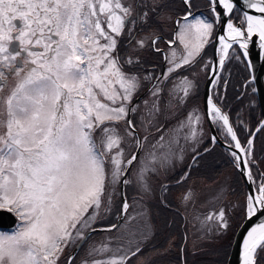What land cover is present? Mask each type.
I'll use <instances>...</instances> for the list:
<instances>
[{"label": "snow or ice", "instance_id": "snow-or-ice-1", "mask_svg": "<svg viewBox=\"0 0 264 264\" xmlns=\"http://www.w3.org/2000/svg\"><path fill=\"white\" fill-rule=\"evenodd\" d=\"M182 2L190 9L191 0ZM208 5L210 19L187 11L176 20L183 54L179 60L175 50L166 56L168 67L157 77L140 75L136 70L140 59L132 52L119 53L121 38L127 35L133 39L136 25L149 19V11H137L134 0H0V93L9 76L17 80L6 96L0 95V210L15 213L23 222L12 235L0 233V264H57L69 242H85L90 236L84 229L95 231L92 225L98 217L111 211L117 186L133 183L128 173L141 191H151L148 174L167 168L178 144L175 135L166 139L163 129L154 123L162 111L161 85L177 70L199 63L206 45L219 44V69L226 59H235L248 73L246 89L253 96L260 90L250 46L259 49L257 58L264 63V0H208ZM156 7L154 3L151 12ZM165 18L171 20L163 13L157 17L158 22ZM219 26H223V34L214 35ZM160 39L155 34L145 36L136 40L132 51L151 41L153 50L160 52L156 47ZM209 67L210 63L203 65V69ZM144 82L155 99L148 108L149 119L145 122L141 117L142 140L133 119L139 106L133 99ZM194 88L187 76L180 77L168 90L164 110L184 105ZM206 105L203 115L194 108L173 132L188 127L185 138L196 139L200 135L196 125H202L204 119L217 126L222 122L238 150L231 153L233 164L250 185L243 200L231 205L239 212L238 228L243 230L247 222H254L240 244V264H264V172L254 177L249 167L254 163L253 141L241 143L229 115L212 96ZM149 125L161 133L154 143L149 142L153 136ZM224 192L221 189L216 199H222ZM192 195L189 191L185 202ZM128 209L129 204L123 201L121 210ZM208 221L213 223L206 232L218 237L231 228L224 207L208 215L204 223ZM143 227L149 229L147 224ZM118 228L112 224L103 230ZM116 239L123 240V236ZM141 250L139 244L134 251L119 244L111 249L108 242L101 241L90 247L91 259L82 264H126ZM108 252L112 253L108 259L95 258Z\"/></svg>", "mask_w": 264, "mask_h": 264}, {"label": "rangeland", "instance_id": "rangeland-1", "mask_svg": "<svg viewBox=\"0 0 264 264\" xmlns=\"http://www.w3.org/2000/svg\"><path fill=\"white\" fill-rule=\"evenodd\" d=\"M134 2L137 5V0H134ZM148 2L149 0L146 1V4ZM151 2L153 4L155 3L158 6L161 0H151ZM202 7H203V11L197 15L193 14L194 9L192 7H190V9L187 8V11H191V13L194 16H200L202 18L210 19L211 14H210L209 8H207L206 6H202ZM163 15L165 17L171 16V20H168L167 18L164 19V21L166 22V28H167L165 29V33L173 29V36L169 41L166 40L167 46L158 41L156 47L158 48L160 47V49L162 50L166 49L165 50L167 51L166 56H170L171 52L175 50L177 52V60H179L180 56L183 54L182 52L183 46L180 44L176 36V33L179 31V26L176 24V20L181 18L184 14L175 16L171 12H166ZM180 23L183 24L184 21L181 19ZM136 32H137V36H136L134 43L131 45V50H133L136 47V40L142 39L145 36H149L153 34L156 35V30H151L149 32H140L139 28H137ZM216 33H217V27L214 28V35ZM170 41H175V44H170L169 43ZM149 47H151V41H149L148 45L145 48L139 51H135L136 54L134 53L132 54L135 57H140L144 51L149 49ZM207 47L208 49L206 51L204 49L205 57L201 59L199 63L195 65L194 69L183 72L184 73L183 75L174 78L173 81H170L168 83V90H169L170 88L173 87V83H177V84L179 83V79L182 76H187L189 80L193 81V83L195 84V88L190 93V97L186 100L185 104L178 105L174 109L165 111L164 110L165 101L161 93L160 108L162 109V111L161 113L156 115V119L154 123L155 125L159 127L162 126V119L164 116L166 117V114H168V117H167L168 124L167 126L163 128V132L165 134L166 139L170 136L175 135L176 139L178 140V144L174 145V150L176 152V155L172 159L171 164L167 168L158 169L157 173L150 172L148 174V183L151 188L150 192L141 191L139 186L135 182V178L133 174L128 173L127 178L133 180L132 184L125 186V195L127 199L126 202L129 204V209L127 212H125L124 217L121 221V224L119 225V228L114 229L111 232L100 231V232H95L89 235L90 238L85 241L84 245L79 250V253H78L79 255L77 258L79 259L78 264H82V261L88 258V255L86 253L87 252L86 247L90 249V247L99 246L101 241L108 242L109 248L111 249H115L118 246V244L122 246L124 249L131 248V250L133 251L135 250V247L137 244H139L140 247L142 248L146 240L150 238L155 232L156 226L161 224L160 222L163 216L161 215V210L158 208L156 211L158 221H155L156 218L151 217L152 209L150 207L149 202L157 198L156 196L159 193V190H160L159 187L161 185H162L161 190L165 187L164 180L167 178V176L171 175L173 172L181 168L186 169L187 171V173L181 179L186 178L187 174L191 171V180L188 183L186 191L184 190L176 194V197H175L176 203L174 205L170 203L169 201H167L164 197L161 199V202L164 203L163 206L168 210V212H170V220H169L170 223H173V221L175 220L174 219L175 215H178L179 217V222H180L179 227H181L182 235L184 237L183 247L184 246L186 247L182 251V254L185 253L186 256L188 257L186 262L190 264L189 262H192V261L189 260V256L195 255L196 253L200 251L207 250V248L212 247L216 249H221L222 246L220 244L225 242L228 238L233 237L234 228H236L237 225L240 223V216H239L238 210L231 208V205L241 202L245 194L248 193V189H247L246 182H245L246 191L244 190L241 191V189H239V192L237 191V187H240L239 182H237L234 185V182L238 181L237 180L238 178L236 175L237 171L239 172V174L242 176L243 179L244 177L241 174V172L233 164V158L231 155L232 151L218 144L221 148L225 150V158H226L225 162L222 161L221 159H218V168L222 167V169L220 170L217 169L218 172L220 171L219 177L213 180H207L206 178L205 179L198 178L196 177V174L198 170V165L201 163V157L208 151V149H212L213 146L216 144L215 141L212 139L211 130L209 128L207 119L203 120L202 125H196L197 131L200 132V135H198L196 139H192L190 137L187 139L185 138L188 136V133H189L188 127H184L183 129H180L179 131L173 132V130L178 129L181 121H186L187 115L189 114V112H192L194 108H198L199 114L201 115L205 113V108L203 104L204 90H205V84H206L207 78L212 68V62H213V56H214L213 43L206 45L205 48ZM231 51L232 50L230 49L229 50L230 55H231ZM227 60L228 59L225 60V63L227 62ZM205 63H210V67L208 69H203V65ZM235 63L237 67H240L241 65H243L242 63H239L236 60H235ZM167 67L168 66L165 67V71ZM184 67H187V66H184ZM243 69L245 70L244 66H243ZM219 72L220 73H218V76H217V85L212 90L213 97L217 96V93H219L220 95L222 91L221 86L223 83V78L225 75L227 77L228 76L227 74H229L228 73L229 70L226 71L227 74L226 72L223 73V69H220ZM238 72L240 75L241 71L238 70ZM157 73H160V72H157ZM243 76H245V74ZM225 82L227 83V86H228L229 78H225L224 83ZM144 86H145V82H144ZM244 86L245 84H243L240 94L239 93L237 94L239 101L231 109L230 115L235 125L238 127L237 130L239 131L241 138H242V140L240 139L241 143L243 144L248 139H252L253 150H252L251 159L254 161L255 163L254 165L259 166L264 172V149L260 147V143L261 144L264 143V141L262 140L264 136L262 135L263 133H260L259 135H257L260 130L257 133H255V131L257 130V128L259 127L261 123V119L257 114V112L260 110L257 107V104L259 103H258L256 95L254 96V98H251L248 94L250 90L246 88L243 89ZM142 91L144 92L143 87L141 88V90H139L134 95V99L138 96L137 100L140 101L142 98V95H141ZM154 99L155 98L149 94V96H146V98L142 100L141 102H137L136 104L135 102L133 103L134 105L139 106L137 113L133 114V119H134V122L138 126V134L142 137V140H143V136L145 135V133L143 132L142 128H140L141 117L142 116L144 117L145 122L149 119L148 108L151 106V103ZM168 99H169V96H168ZM144 101H148L147 106H145ZM182 107H187V108L184 111V113L181 114V116H179V110ZM254 120L258 121L257 122L258 126L257 125L255 127L252 126V124H254L253 122ZM218 123L220 126L215 125V127L220 137L225 141V143L234 145V142L231 141L230 136H227L226 131L222 128V122H218ZM118 127L120 128V131L123 132V127L121 125H118ZM148 127L151 132H153L154 131L153 129H155V127H153L152 125H149ZM160 135L161 133H159V136ZM158 138H156V135L153 134V136L150 137L149 142L154 143L155 140ZM256 138H258V140H256ZM209 141H211L210 148L208 147L205 148L204 145L206 144V146H208L207 144ZM147 143L148 142H146V145ZM122 146L125 148V151L127 152V144H124ZM224 163L227 166H225ZM251 165L252 164H250L249 167H252ZM252 174L254 176L253 171H252ZM119 186L120 185L117 186V191L113 195V204L111 207V211L99 216L97 221L92 225L93 229L96 228L95 225L98 222L105 223L109 221L111 218H114V217L117 219L120 218L123 211L121 210L122 198L120 195ZM221 189L225 190L224 196L222 199L217 200L216 197L221 192ZM163 191L165 194L166 188H164ZM189 191L193 193L192 198L185 202L184 196ZM154 206H155V203H154ZM222 207L226 209V214L230 218L231 228L225 235H223L222 237H218L212 233L206 232V227L211 226L213 222L208 221L207 224H205L204 222H205V218L208 215L218 213V211ZM91 211L92 209H89V213H91ZM139 213H143V215H138ZM133 216L136 217L135 220L129 219V217H133ZM170 223L168 224L169 227H170ZM144 224L149 225V229H145L143 227ZM77 227H80V225H77ZM107 227L108 226H102L98 228H107ZM89 231H90L89 229H84V232L86 235L89 233ZM167 232H169L170 234L172 231H170L169 229V231ZM144 235L147 236V239H144ZM121 236H123V240L116 239ZM177 239L178 238L176 237V235L172 236L171 238H169V241L164 247V249H159L152 253L151 252H147L145 254L138 253L136 256H130V253H129L131 261L128 263L126 261V264H149L151 260H153L154 258L160 257L163 254L172 256L173 254L172 252L179 251L178 248L174 244V242L177 241ZM129 240H131V244L128 243ZM77 241H80V240L77 239ZM76 242L72 243V245L73 244L75 245ZM218 254H220V252L217 253L216 255ZM111 256H112V253L108 252V253H100L95 258L96 259H108ZM66 258L68 259V256H66ZM89 259H91V257H89ZM169 260L168 261H165V259L164 261L158 260V264H175L174 262L171 263ZM66 262L67 260L65 259L63 264H65ZM184 262L185 261H183V264ZM72 264H76L75 260H73Z\"/></svg>", "mask_w": 264, "mask_h": 264}, {"label": "trees", "instance_id": "trees-1", "mask_svg": "<svg viewBox=\"0 0 264 264\" xmlns=\"http://www.w3.org/2000/svg\"><path fill=\"white\" fill-rule=\"evenodd\" d=\"M147 0H137V11H149L150 15H149V19L148 22L145 23H140L138 25H136L133 34L135 33L136 29L139 28L140 32H149L151 30H156V35L162 37V39L159 40L160 43L164 44L167 46L166 40L169 41L172 36H173V29L171 31H167V33H165V29L166 28V22L163 20L162 22H158V15L163 13L165 14L166 12H171L173 15L175 16H179V15H183L187 12V8L184 5V3L182 2V0H161L160 4L156 7L155 12H151V8H152V2L151 0H149V2L146 4ZM141 4L143 5H147V7H141ZM199 6H206L207 8L209 7L208 5V0H191V7L193 9H198ZM126 51L125 54L132 52L134 54H136L135 52H133L131 50V45L134 43V40L131 39L129 40L128 36H126ZM160 49V47H159ZM208 49L205 48V51ZM162 50V49H160ZM166 50V49H165ZM204 53L202 54V57L204 58ZM167 52V51H166ZM140 59V64L137 65L136 70L140 73V74H145V73H152L155 76H159L161 74V72L163 73L164 68L166 66H168V64H165L164 67V54L162 51L157 52L154 51L152 47H149V49H147L146 51L143 52V54L139 57ZM244 65H241L240 67H237L236 63H235V59H228L227 62L225 63V66L223 68V73H225L227 70H229V74L226 77V75L223 78V83L225 78H229V83L227 86V83L225 82L224 84L222 83V91L219 95V93H217V96H214L215 101L218 103V105L223 109V111L225 113H227L229 115L230 120L231 115V109L235 106V104L239 101L237 94L241 92L242 86L243 84H245V78L247 77L248 73L247 71H245L243 69ZM195 67V66H194ZM194 67L192 68H188V67H184L183 69L177 70V73L174 74L170 80L165 81L161 87H163V89H168V83L170 81H173L174 78L183 75L185 71H190L192 69H194ZM226 70V71H225ZM238 70L241 71V74L239 75ZM244 72H243V71ZM160 72V73H157ZM245 74V76H243ZM155 80L152 81V83ZM149 88V84L147 82H145V86H143V90L146 91ZM246 87L244 86L243 89H245ZM250 90V89H249ZM249 96L251 98H254V96L250 93L249 91ZM146 96H149V92H146L145 95L143 96L142 100H144L146 98ZM220 96V97H219ZM165 101V99H164ZM191 101V100H190ZM228 102V103H227ZM166 104V102H165ZM258 109H260L259 104H257ZM187 107H182L179 110V116H181V114L184 113V111L186 110ZM258 116L260 117L261 121H262V114H261V110H259L257 112ZM167 115V114H166ZM176 116V115H175ZM174 116V117H175ZM232 125L234 127V129L236 130V133L238 135V138L242 140L241 135L239 133V131L237 130V126L235 125L233 119L231 120ZM254 124H252L253 127H255L256 125L258 126L257 122L258 121H253ZM168 124V119L167 116L163 117L162 119V126L160 127H165ZM154 131L152 132L154 135H156V138L159 137V132H156L155 129H153ZM260 133H263L262 135L264 136V128H262L259 133L257 135H259ZM256 140H258V138H256ZM264 141V138L262 139ZM208 146H206V144L204 145L205 148H210L211 145V141L208 142L207 144ZM259 145V144H258ZM260 147L264 149V143L261 144L260 143ZM218 159H221L222 161L225 162L226 158H225V150L223 148H221L218 144H215L213 146L212 149H208V151L201 157V163L198 165V170H197V174L196 177L198 178H206L207 180H213V179H217L219 177V173L218 170L222 169L218 168ZM225 164V163H224ZM255 163H252V167H250V169L254 172V177H256L259 173H262V169L259 166L254 165ZM225 166H227L225 164ZM218 169V170H217ZM187 173L186 169H179L175 172H173L171 175L167 176V178L164 180L165 182V187L166 191L164 194V188L161 190L162 185L159 187V193L157 194V198L155 200L150 201V207H151V217H155L157 220V214L156 211L159 208L161 210V224L156 226L155 232L153 233V235L148 238L145 242V244L142 246V250L139 252V254H145L147 252H155L159 249H164V247L166 246V244L169 241V238H171L172 236H175L178 238L177 241L174 242L175 246L178 248L179 251L177 252H173L172 256H160L157 258H154L153 260H151V262L149 264H158V260L159 261H168L170 258V262L171 263H175V264H188L186 261L188 259V257L186 256V254H182V251L186 248L185 246L183 247V235H182V230L180 226V222H179V217L178 215H175L174 217V221L173 223H170V212H168V210L163 206L164 203L161 202V199L164 197L167 201H169L170 203H172L173 205L176 203V194L181 192V191H186L188 183L191 180V171L187 174L186 178L181 179L182 177H184V175ZM237 175V180L236 182H234V185L239 182L240 187H237V191L239 192V189H241V191H246V186H245V181L242 178V176L239 174V172L237 171L236 173ZM163 182V183H164ZM172 182V183H170ZM168 185V186H166ZM120 187V186H119ZM164 194V195H163ZM121 201V199H120ZM155 203V206H154ZM165 209V210H164ZM156 214V215H155ZM117 218H111L109 221L105 222V223H101L98 222L95 227H102V226H110L112 224H116L117 222ZM101 223V224H100ZM170 223V227L169 224ZM160 226V227H159ZM172 231L170 234L167 231ZM238 227L234 228V234L233 237L228 238L225 242L221 243L220 245L222 246L221 249H216V248H207V250H203L200 251L198 253H196L195 255L189 256V260L192 262H189L190 264H227L230 252H231V248H232V244L234 241V237L238 231ZM233 240V241H232ZM182 245V246H181ZM183 249V250H182ZM218 255H216L217 253H219ZM216 255V256H214ZM131 259H129L127 261L130 262ZM134 261V260H133ZM132 261V262H133Z\"/></svg>", "mask_w": 264, "mask_h": 264}, {"label": "water", "instance_id": "water-1", "mask_svg": "<svg viewBox=\"0 0 264 264\" xmlns=\"http://www.w3.org/2000/svg\"><path fill=\"white\" fill-rule=\"evenodd\" d=\"M245 10H247V9H245ZM223 32H224L223 26H219L218 29H217V33L223 34ZM217 47H218V43L214 42L213 43L214 57H213V62H212V68H211L210 74H209V76L207 78V81H206V84H205V90H204V108H205V112H206V108H207L206 100H207V98L209 96H212L211 85L215 81L216 77L218 76V73H220L219 72L220 70L218 71L219 68L217 67V63L219 61ZM250 48H251V52H252V58L254 60H256L257 75L260 77L259 82L257 84V87L260 90L256 93V96H257L259 107H260L261 114H262V121H264V63L260 62L258 60V58H257V54L259 52V49L256 46H254V45L250 46ZM213 68H216V70L213 71L212 70ZM222 112H224V111L222 110ZM208 123H209L210 129H211L212 137H216L215 142H217L220 146L231 150L232 152L233 151H237L238 152V150H236L233 147V145L225 143V141L218 134L215 125L211 124L210 122H208ZM230 124H231V122H230ZM262 128L263 127H261V124H260V126L257 128L255 133H257ZM140 138L142 139L141 136H140ZM240 155H242V154H240ZM127 176H128V174H127ZM243 177H244V180L246 182V178H245L244 175H243ZM246 185H247V189H248V192H249L250 185L247 182H246ZM251 187L254 190L255 185H252ZM120 192H121L122 202L126 201L127 199H126V195H125V185H120ZM124 214H125V212H122L120 218L118 219V221L116 223L117 225L121 224V221H122V219L124 217ZM252 223H254V222H247L243 230H241L240 228L238 229V231H237V233L235 235L234 241H233V245H232V248H231V252H230V256H229L227 264H229V262H230V264H240V244L242 243V239H243L244 235L246 234V231H247L248 227H250L252 225ZM103 229H106V228H95V231H89V233L87 235H91L92 233H95V232L104 231ZM83 244H84V242H81V241L79 242V244L77 245V247L75 248V250L73 251V253L71 254V256L69 258L70 261L73 258V256L79 251V249L82 247Z\"/></svg>", "mask_w": 264, "mask_h": 264}, {"label": "flooded vegetation", "instance_id": "flooded-vegetation-1", "mask_svg": "<svg viewBox=\"0 0 264 264\" xmlns=\"http://www.w3.org/2000/svg\"><path fill=\"white\" fill-rule=\"evenodd\" d=\"M202 11H203V7L199 6L198 9H194L193 14L197 15V14H200ZM134 35H135V37H134ZM134 35H133V37H134L133 40L136 39V36H137V32L136 31H135ZM126 36L127 35L123 36L121 38V41H120L119 53H120L121 56H125L126 55L125 54L126 43H127L126 39H125ZM5 71L7 72V70H5ZM159 76H161V74ZM159 76H157V77H159ZM16 82H17V80H16L15 77L9 76V78L7 80V86L5 87L3 93H0V95L6 96L10 92V90L15 86ZM154 83H156V81H154ZM162 93L164 94V99H165V102L167 103V101H168L167 89H164V91ZM143 94H144V92L142 91V93H141L142 98H143ZM137 98H138V96L135 99H133V103L135 102V104H136L137 102H141L142 101V98H141L140 101H138ZM0 110H2V108H0ZM166 116L168 117V114ZM161 128L163 129L164 127H161ZM0 131H3V129H0ZM22 224H23V222L20 220V218L18 216L15 215V213H8V212H5L3 210H0V233L7 234V235H12V234L17 232L22 227ZM78 243H79V241H77L75 245L73 244L74 245L73 246L72 242H69V244L66 247H64L63 253L60 254V259L57 261V264H63L65 259L67 260V262L65 264H67L71 253L74 251V249L78 245ZM86 249H87L86 253L88 255L89 248L86 247ZM78 253H79V251L71 259L72 263H73V260H75L76 264H78V262H79V259H77L78 255H79ZM66 256H68V259L66 258ZM87 259H89V257Z\"/></svg>", "mask_w": 264, "mask_h": 264}, {"label": "bare ground", "instance_id": "bare-ground-1", "mask_svg": "<svg viewBox=\"0 0 264 264\" xmlns=\"http://www.w3.org/2000/svg\"><path fill=\"white\" fill-rule=\"evenodd\" d=\"M230 50V49H229ZM217 52H218V56H219V58H220V55H221V53H220V50H219V44H218V47H217ZM216 69V68H215ZM220 69H218V71H219ZM216 85H217V77H216V79H215V81L212 83V85H211V91L214 89V87H216ZM243 155V154H242ZM244 158H246L247 159V157H244Z\"/></svg>", "mask_w": 264, "mask_h": 264}]
</instances>
